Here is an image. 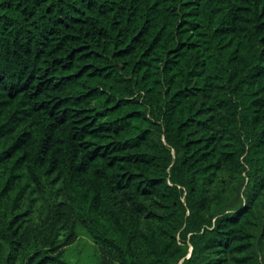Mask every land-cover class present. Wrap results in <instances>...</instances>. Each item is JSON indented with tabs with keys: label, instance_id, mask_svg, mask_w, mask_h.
<instances>
[{
	"label": "trees",
	"instance_id": "1",
	"mask_svg": "<svg viewBox=\"0 0 264 264\" xmlns=\"http://www.w3.org/2000/svg\"><path fill=\"white\" fill-rule=\"evenodd\" d=\"M264 264V0H0V264Z\"/></svg>",
	"mask_w": 264,
	"mask_h": 264
},
{
	"label": "rangeland",
	"instance_id": "2",
	"mask_svg": "<svg viewBox=\"0 0 264 264\" xmlns=\"http://www.w3.org/2000/svg\"><path fill=\"white\" fill-rule=\"evenodd\" d=\"M94 253L93 241L80 235L64 247L63 258L66 264H93Z\"/></svg>",
	"mask_w": 264,
	"mask_h": 264
}]
</instances>
